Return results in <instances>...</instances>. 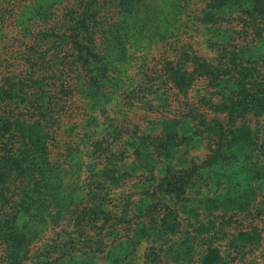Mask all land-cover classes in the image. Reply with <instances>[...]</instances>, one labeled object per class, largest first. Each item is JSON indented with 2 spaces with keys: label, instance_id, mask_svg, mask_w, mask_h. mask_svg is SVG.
<instances>
[{
  "label": "trees",
  "instance_id": "trees-1",
  "mask_svg": "<svg viewBox=\"0 0 264 264\" xmlns=\"http://www.w3.org/2000/svg\"><path fill=\"white\" fill-rule=\"evenodd\" d=\"M191 263L264 264V0H0V264Z\"/></svg>",
  "mask_w": 264,
  "mask_h": 264
},
{
  "label": "rangeland",
  "instance_id": "rangeland-1",
  "mask_svg": "<svg viewBox=\"0 0 264 264\" xmlns=\"http://www.w3.org/2000/svg\"><path fill=\"white\" fill-rule=\"evenodd\" d=\"M194 154L201 155L202 154V151H197ZM205 194L207 195V189H202L199 196L205 195ZM187 206H189V207L188 208H185V210L182 209L180 211L181 212V215H182L181 216L182 217V221L185 222V223H187L189 221H191V222L195 221V219L192 218L191 217V214L188 212V210L190 209V207H192V205H190V201L187 202ZM209 208H211V205L209 203H206V204H204L202 206H199L198 209H196V212H198L200 218H203L206 215V213L208 212L207 209H209ZM146 263H147V261H146Z\"/></svg>",
  "mask_w": 264,
  "mask_h": 264
}]
</instances>
